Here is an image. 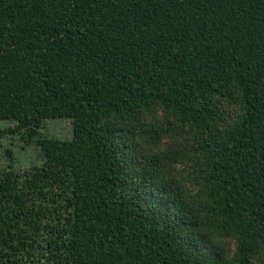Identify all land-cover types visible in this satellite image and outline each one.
Returning <instances> with one entry per match:
<instances>
[{
	"label": "trees",
	"instance_id": "16d2710c",
	"mask_svg": "<svg viewBox=\"0 0 264 264\" xmlns=\"http://www.w3.org/2000/svg\"><path fill=\"white\" fill-rule=\"evenodd\" d=\"M0 119L71 180L0 182V264H264V0H0Z\"/></svg>",
	"mask_w": 264,
	"mask_h": 264
},
{
	"label": "rangeland",
	"instance_id": "374dc122",
	"mask_svg": "<svg viewBox=\"0 0 264 264\" xmlns=\"http://www.w3.org/2000/svg\"><path fill=\"white\" fill-rule=\"evenodd\" d=\"M0 130V182L10 180L12 194H20L24 206L39 211L51 222L66 226L70 210L59 195L70 186L68 171L59 170L58 179H53L41 168L39 149L34 138H27L14 130L13 121L9 120L0 119ZM39 133L69 139L71 122L66 117L44 120Z\"/></svg>",
	"mask_w": 264,
	"mask_h": 264
}]
</instances>
